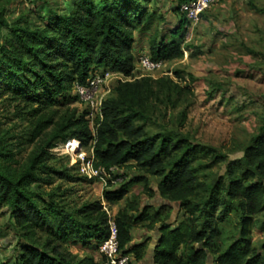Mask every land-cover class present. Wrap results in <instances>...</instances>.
<instances>
[{
  "label": "trees",
  "instance_id": "16d2710c",
  "mask_svg": "<svg viewBox=\"0 0 264 264\" xmlns=\"http://www.w3.org/2000/svg\"><path fill=\"white\" fill-rule=\"evenodd\" d=\"M150 1L81 0L73 14L53 16L44 30L15 29L16 46L0 44V69L6 66L13 76L10 85L17 99L35 106L33 139L54 127L49 146L61 138V143L76 139L83 147L90 146L95 168L131 165L138 173L118 188L109 181L103 190L107 204L123 201L135 185L142 187L141 195L149 200L159 196L179 204L184 218L174 226L169 223L173 207L140 211V195L126 200L114 216L123 254H132L138 261L145 257L147 242L131 246V231L147 223L143 228L150 231L160 225L155 264H208L209 257L213 264H264V240H252L253 230L264 232V121L243 156L229 161L222 151L186 137L147 132L150 104L162 101L166 92L164 79L120 82L114 94L102 102L101 117L95 119L93 128L87 119L89 112L56 109L61 103L69 105L68 94L74 85H84L97 70L131 78L135 71L134 33L138 30L152 31L149 51L153 61L183 57L180 44L169 40L159 24L164 18L148 7ZM6 26L0 20V28ZM225 164V175L215 182L202 179L204 171ZM153 177L158 180L157 190L152 187ZM32 180L31 174L14 179L0 168V211L14 221L22 244L13 264H103L102 260L80 258L64 247L79 241L95 243L99 249L108 239L109 215L103 203L91 202L72 212L40 198L41 207L25 188ZM231 216L238 218V224L223 248L219 243L224 236L221 225ZM0 264L8 263L0 260Z\"/></svg>",
  "mask_w": 264,
  "mask_h": 264
},
{
  "label": "rangeland",
  "instance_id": "374dc122",
  "mask_svg": "<svg viewBox=\"0 0 264 264\" xmlns=\"http://www.w3.org/2000/svg\"><path fill=\"white\" fill-rule=\"evenodd\" d=\"M80 1L0 0V20L7 23L6 27L0 28L1 46H16L13 30H44L53 16L73 14ZM180 3L181 0H152L148 7L164 18L159 24H162L169 40L180 44L183 57L161 61V67L156 72L143 70L141 61L151 56L149 37L152 31L138 30L134 33L133 76L127 78L121 73L97 70L95 73L104 76L107 85L98 90L96 97L112 96L120 82L146 77L164 79L166 92L162 94V101L150 104L145 121L147 132L151 135L183 136L222 151L229 161L236 160L243 156L244 148L258 134L264 121V0H219L194 23L184 21L186 18L180 12ZM176 32L178 34L175 35ZM12 77L8 68L2 66L0 168L14 179L31 174L34 180L28 182L25 188L36 196L39 206L44 205L40 200L42 198L51 200L60 209L73 212L85 204L101 201L108 215L115 216V212L132 196L140 195L142 199V187L135 185L122 202L108 206L103 198V184L98 180L89 181L70 157L52 155L51 150L62 141L61 138L49 146L56 133L54 127L33 139L32 111L35 106L28 105L13 94L10 85ZM170 82L173 84L169 86ZM174 85L179 88H174ZM68 97L70 104L61 103L57 110L76 109L80 114L93 110L86 101L76 98L74 90ZM82 151L91 154L90 146L82 147ZM226 166L204 171L202 179L209 184L215 182L225 175ZM136 175L138 173L131 165L120 169L114 187L118 188ZM150 180L157 190V178ZM153 204L152 208H160L156 201ZM174 212L172 216L176 214L177 218L169 223L177 226L183 220L184 212ZM144 224L147 223L137 225L135 237L140 229H144ZM237 224L238 218L231 216L221 225L224 236L219 243L223 248L234 236ZM252 240L263 241L264 232L253 230ZM21 245L14 221L0 211V260L13 264ZM64 247L80 258L89 257L96 262L102 259L95 243L84 245L78 241ZM134 260L132 258L131 264L135 263Z\"/></svg>",
  "mask_w": 264,
  "mask_h": 264
},
{
  "label": "built area",
  "instance_id": "2783aa9c",
  "mask_svg": "<svg viewBox=\"0 0 264 264\" xmlns=\"http://www.w3.org/2000/svg\"><path fill=\"white\" fill-rule=\"evenodd\" d=\"M217 1L219 0H186L180 5V12L188 22H198L201 16ZM141 66L143 70L152 73L156 72V70L161 67V63L147 57L141 61ZM106 85L104 76L98 73H92L84 85L75 84L73 87L75 95L78 96L79 99L86 101L89 108L93 109L88 113L87 117L92 128L94 127L95 119L101 117V105L106 99V97L99 99L96 97V94L100 88H104ZM82 147L79 140L73 139L61 143L51 151L54 156L70 157L73 164L77 163L80 166V172L89 181L98 180L104 186H106L109 181L115 183L117 181L115 177L118 175L120 169L111 168L110 170H105L103 168H95L93 154H87L82 151ZM108 226L110 235L98 249L103 264H131L129 256L123 254L119 250L117 228L114 217L110 216V214Z\"/></svg>",
  "mask_w": 264,
  "mask_h": 264
},
{
  "label": "crops",
  "instance_id": "0c3cea01",
  "mask_svg": "<svg viewBox=\"0 0 264 264\" xmlns=\"http://www.w3.org/2000/svg\"><path fill=\"white\" fill-rule=\"evenodd\" d=\"M154 201H156L158 203V207H161V204H159L158 202V197H156L155 199H152V200H149L145 195H143L142 199L140 200V211H142L145 207H152L154 204ZM122 202V201H121ZM120 203V202H119ZM115 205H118V203H115V204H108V206H115ZM125 206V204H124ZM124 206H122L121 208H119L117 210V212L122 209ZM117 212H115V215L117 214ZM174 212V211H173ZM114 217V216H113ZM177 216L176 214L172 216V219H176ZM171 219V221H172ZM159 228H160V225H157L155 230L153 231H150V230H147V229H140L139 230V234L137 237H135V229H133L131 231V234H132V242H131V246H136V245H140V244H143V243H146L147 242V250H146V254H145V257L138 261V260H134L135 263L134 264H155V253L154 255H148L149 253V248L152 244H158L159 245V241H160V238H161V234H160V231H159ZM149 242V244H148ZM130 260L132 261V258H135L134 255L130 254L128 255ZM102 258V257H101ZM102 260V259H101Z\"/></svg>",
  "mask_w": 264,
  "mask_h": 264
},
{
  "label": "water",
  "instance_id": "95a60500",
  "mask_svg": "<svg viewBox=\"0 0 264 264\" xmlns=\"http://www.w3.org/2000/svg\"><path fill=\"white\" fill-rule=\"evenodd\" d=\"M158 202H159V204H161V206H163V205H168V206H171V207H173L174 208V211H176V210H178L179 211V204H172V203H170L169 201H166V200H163V199H161V198H158ZM175 213V212H174ZM177 216V215H176ZM158 244H152L151 246H150V248H149V253H148V255H154V253H155V251H156V249L158 248ZM208 264H213V261H212V258L211 257H209V259H208Z\"/></svg>",
  "mask_w": 264,
  "mask_h": 264
}]
</instances>
